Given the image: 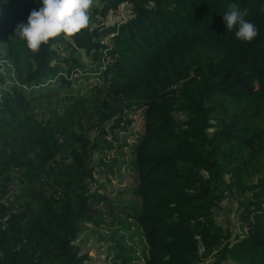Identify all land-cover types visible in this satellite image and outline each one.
<instances>
[{"label": "trees", "instance_id": "16d2710c", "mask_svg": "<svg viewBox=\"0 0 264 264\" xmlns=\"http://www.w3.org/2000/svg\"><path fill=\"white\" fill-rule=\"evenodd\" d=\"M231 4L252 42L226 30ZM39 7L0 0V264H85L76 242L100 223L117 227L114 264H202V248L264 264V0H95L71 42L32 52L15 29ZM108 174L126 180L95 184ZM234 194L237 232L216 220Z\"/></svg>", "mask_w": 264, "mask_h": 264}, {"label": "rangeland", "instance_id": "374dc122", "mask_svg": "<svg viewBox=\"0 0 264 264\" xmlns=\"http://www.w3.org/2000/svg\"><path fill=\"white\" fill-rule=\"evenodd\" d=\"M95 3V0H94ZM131 13L129 14L128 8H120L115 11L111 12L106 22L108 24L114 25L115 22L120 20H126L130 17ZM96 19V16L90 12V20ZM106 40V39H105ZM71 42V40L68 39ZM83 62L89 67L92 68L93 65L91 64V59L85 56L82 53ZM89 84H93L96 82L94 77H92L89 81ZM85 84V83H84ZM59 111V110H58ZM132 118L137 119V128L138 130L141 128V120L139 117L134 114L131 115ZM179 118H183L182 115H178ZM111 140V137H108ZM122 140V139H121ZM135 141V136H129L127 142L132 144ZM117 146V143H114ZM123 152H129V147H122ZM108 155L104 157V161H110L112 156H116V152L108 151ZM122 174L132 175V173L128 170L122 169L120 172ZM108 179L102 178L100 175H96L95 177L98 178V181L95 183L104 184L110 190H117L120 187L119 180L124 182V177L119 178L113 174H108ZM101 192H105L100 190ZM244 197H240L239 195H232L230 198L223 199L220 202V205L216 211V220L219 224L224 228L232 229L233 232H237L239 230V214L242 210ZM117 228L108 223H100L97 225H87L85 231L80 235L78 238L76 245L79 247V250L82 254H86L88 256L85 264H114L112 261V251L110 249V235L112 231ZM119 232L122 235L127 236L126 241L129 246H134L138 249V254H142L141 250L145 247L143 231L139 229L133 222L126 221L124 222L123 227L119 229ZM142 240V241H141ZM219 249H216L213 253L208 254L204 253V249L202 248V264H242L237 260L234 259H217L215 254H217Z\"/></svg>", "mask_w": 264, "mask_h": 264}, {"label": "clouds", "instance_id": "9594fccd", "mask_svg": "<svg viewBox=\"0 0 264 264\" xmlns=\"http://www.w3.org/2000/svg\"><path fill=\"white\" fill-rule=\"evenodd\" d=\"M39 3L41 7L33 9L27 22L18 24L15 29V36L32 52L39 51L61 33L68 39L87 28L94 0H39ZM222 20L226 30L238 25L235 38L239 41L250 43L258 34L257 27L244 19L236 4L229 5Z\"/></svg>", "mask_w": 264, "mask_h": 264}, {"label": "built area", "instance_id": "2783aa9c", "mask_svg": "<svg viewBox=\"0 0 264 264\" xmlns=\"http://www.w3.org/2000/svg\"><path fill=\"white\" fill-rule=\"evenodd\" d=\"M122 7L123 8H128V5L127 4H122Z\"/></svg>", "mask_w": 264, "mask_h": 264}]
</instances>
